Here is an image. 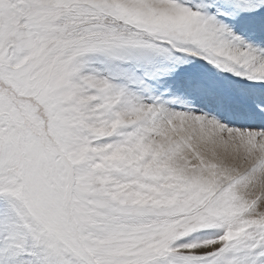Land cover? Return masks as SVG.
I'll return each mask as SVG.
<instances>
[{
	"label": "snow or ice",
	"instance_id": "snow-or-ice-1",
	"mask_svg": "<svg viewBox=\"0 0 264 264\" xmlns=\"http://www.w3.org/2000/svg\"><path fill=\"white\" fill-rule=\"evenodd\" d=\"M0 264H264V0H0Z\"/></svg>",
	"mask_w": 264,
	"mask_h": 264
}]
</instances>
